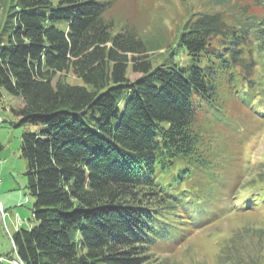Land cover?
<instances>
[{
  "label": "trees",
  "instance_id": "obj_1",
  "mask_svg": "<svg viewBox=\"0 0 264 264\" xmlns=\"http://www.w3.org/2000/svg\"><path fill=\"white\" fill-rule=\"evenodd\" d=\"M114 2L0 0V91L21 99L17 124L37 126L20 141L34 197L10 237L22 264H161L231 213L264 218L251 175L264 164V0L192 12L158 62L156 38L112 31Z\"/></svg>",
  "mask_w": 264,
  "mask_h": 264
},
{
  "label": "rangeland",
  "instance_id": "obj_2",
  "mask_svg": "<svg viewBox=\"0 0 264 264\" xmlns=\"http://www.w3.org/2000/svg\"><path fill=\"white\" fill-rule=\"evenodd\" d=\"M237 1L241 0H115L110 11L115 23L112 31H119L125 22H130L137 27L142 38L153 41L156 38L157 48L150 53L154 62H158L192 12L199 9L225 12L231 2L235 3L237 10L241 5ZM229 17L235 18L231 14ZM181 51L178 58L186 63L188 56ZM60 76L69 83L82 84L81 79L71 72ZM0 92V118L3 119L0 122V200L3 204V212L0 211V259H5L4 264H15L18 258L11 247L10 237L17 228L31 224L34 202V197L26 189L25 160L20 155L21 134L36 130L37 126L17 124L18 118L11 107L20 106L21 99L5 90ZM228 98L232 99L226 105L236 96L231 97L230 93ZM253 155L255 165L264 159V132ZM257 171L261 172L256 175L257 179L264 180V164L259 162L251 175ZM158 254L156 260L161 264H264V218L251 212L231 213L211 227L191 231L187 239L172 251Z\"/></svg>",
  "mask_w": 264,
  "mask_h": 264
},
{
  "label": "built area",
  "instance_id": "obj_3",
  "mask_svg": "<svg viewBox=\"0 0 264 264\" xmlns=\"http://www.w3.org/2000/svg\"><path fill=\"white\" fill-rule=\"evenodd\" d=\"M1 121H3L2 118H0V122H1ZM0 183H1V181H0ZM0 211L3 212V204H2V202H1V200H0ZM4 261H5V259H4ZM15 261H16V264H19V262H18L17 259H15Z\"/></svg>",
  "mask_w": 264,
  "mask_h": 264
},
{
  "label": "bare ground",
  "instance_id": "obj_4",
  "mask_svg": "<svg viewBox=\"0 0 264 264\" xmlns=\"http://www.w3.org/2000/svg\"><path fill=\"white\" fill-rule=\"evenodd\" d=\"M10 242H12L11 239H10ZM11 244H12V243H11ZM12 247H13V245H12ZM2 261H3V260H2ZM18 261H19V260H18ZM15 264H16V261H15ZM19 264H22V262H19Z\"/></svg>",
  "mask_w": 264,
  "mask_h": 264
},
{
  "label": "crops",
  "instance_id": "obj_5",
  "mask_svg": "<svg viewBox=\"0 0 264 264\" xmlns=\"http://www.w3.org/2000/svg\"><path fill=\"white\" fill-rule=\"evenodd\" d=\"M1 184V183H0Z\"/></svg>",
  "mask_w": 264,
  "mask_h": 264
}]
</instances>
